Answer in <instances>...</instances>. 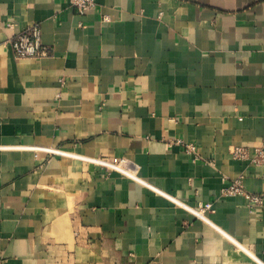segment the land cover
<instances>
[{
    "label": "crops",
    "instance_id": "1",
    "mask_svg": "<svg viewBox=\"0 0 264 264\" xmlns=\"http://www.w3.org/2000/svg\"><path fill=\"white\" fill-rule=\"evenodd\" d=\"M96 2L0 0V264H264V0Z\"/></svg>",
    "mask_w": 264,
    "mask_h": 264
},
{
    "label": "built area",
    "instance_id": "2",
    "mask_svg": "<svg viewBox=\"0 0 264 264\" xmlns=\"http://www.w3.org/2000/svg\"><path fill=\"white\" fill-rule=\"evenodd\" d=\"M71 5L81 14L93 10L97 5L96 0H70ZM14 58L16 60L23 59H40L50 55V49L42 42V28L40 24H32L24 31L16 35L10 41ZM170 145H177L184 148V151L192 157V162L196 163L200 160L199 148L194 143L185 142L181 139H175ZM56 154L61 153L58 150L54 151ZM235 159L248 160L257 165L264 162V154L262 149H257L255 156L251 158L249 151L246 148L235 147L232 151ZM95 164L105 167L108 170L119 171L122 174L128 175L123 162L113 159L108 160L104 158L90 159ZM225 196H243L252 206H261L264 202V194H252L245 190L241 179L230 182L223 191ZM192 214L202 220H207L206 213L213 210L212 203L201 204L198 208H188Z\"/></svg>",
    "mask_w": 264,
    "mask_h": 264
},
{
    "label": "bare ground",
    "instance_id": "3",
    "mask_svg": "<svg viewBox=\"0 0 264 264\" xmlns=\"http://www.w3.org/2000/svg\"><path fill=\"white\" fill-rule=\"evenodd\" d=\"M82 156H80V158H81ZM75 158V157H74Z\"/></svg>",
    "mask_w": 264,
    "mask_h": 264
}]
</instances>
